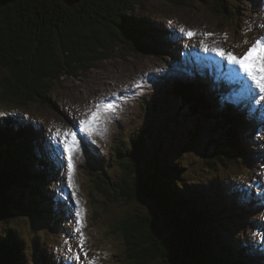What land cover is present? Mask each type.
<instances>
[{"label":"trees","instance_id":"1","mask_svg":"<svg viewBox=\"0 0 264 264\" xmlns=\"http://www.w3.org/2000/svg\"><path fill=\"white\" fill-rule=\"evenodd\" d=\"M143 2L83 0L69 7L63 0H0V264H52L39 231L63 235L73 227L72 205L60 195V158L25 112L54 106L53 90L62 77L88 73L119 52L163 50L149 20L155 16L134 14ZM217 2L229 14L241 0ZM190 71L189 78L160 90L156 103L166 95L199 120L198 129H210V139H219L213 156L226 171L250 167L249 145L239 131L252 124L251 105L235 99L239 83L212 82ZM150 129L136 131L112 149L111 159L93 158L86 169L92 188L122 207L115 230L124 264H260L256 246L244 236L255 213L246 184L193 180ZM205 167L214 170L211 162ZM24 216L33 218L31 242L13 225ZM250 223L254 230L257 223Z\"/></svg>","mask_w":264,"mask_h":264},{"label":"rangeland","instance_id":"2","mask_svg":"<svg viewBox=\"0 0 264 264\" xmlns=\"http://www.w3.org/2000/svg\"><path fill=\"white\" fill-rule=\"evenodd\" d=\"M179 1L173 4L169 1L144 0L134 12L143 18L154 15L149 20L159 31L160 40H169L171 49L159 51L158 54L119 52L98 62L88 73L78 77H62L53 90L54 106L31 107L25 112L42 127L52 147L55 149L56 146L61 152L59 158L64 169V192L58 193L64 198L67 188L72 201L73 227L68 228L67 233L55 234L45 228L38 234L52 264H87L80 248V233L76 231L80 224L83 225L81 232L85 238L84 251H87L89 258H95L97 264H124V246L115 230L123 213L122 207L113 205L106 196L92 188L94 183L89 180L86 169L93 158L111 159L112 149L124 145L122 140L128 141L133 133L146 128L153 129L150 130L155 136L159 134L163 138L169 157L174 163H184L188 169L187 176L193 180L206 183L217 177L246 184V194L250 204L255 207V213L247 219L246 233L251 243L259 248L257 252L264 261V102L250 103L251 115L247 117L251 118L252 124L239 131L240 137L249 145L250 167L244 170L232 167L229 172L218 158L211 157L219 139H210L211 134L207 132L210 129H198L199 120L166 95L160 98V104L156 103L160 90L167 88L175 79L182 78L183 73L178 71L176 65L194 61L209 71L211 67L212 72L214 68L216 72L230 76V69L234 66L214 52H205L201 41L209 47L223 48L242 56L257 38L264 36V27H261L264 25V2L241 0V3L236 2L239 9L234 7L232 13L228 14L218 6L217 0ZM181 27L214 35L189 38L179 31ZM241 94L246 102L244 93ZM101 102L113 103L118 106L117 110L115 113H102V117L111 118H102L97 125L98 131L90 138L84 139V134L78 133L82 140L80 150L73 157L75 172L70 183L66 174L67 154L63 151V137H57L56 131L59 129L62 134L73 126L74 120L90 116ZM4 110L14 111L13 106H5ZM216 141L218 143L214 144ZM208 162L212 163L214 170H207L205 165ZM224 163L230 165L227 161ZM116 175L117 171L111 170L110 176L115 180ZM81 209L83 212L78 217L76 213ZM253 220L257 223L254 230L250 223ZM18 224L22 228V235L31 242L35 230L33 218L20 217L13 223L15 226ZM76 254L81 256L80 261L70 259Z\"/></svg>","mask_w":264,"mask_h":264},{"label":"snow or ice","instance_id":"3","mask_svg":"<svg viewBox=\"0 0 264 264\" xmlns=\"http://www.w3.org/2000/svg\"><path fill=\"white\" fill-rule=\"evenodd\" d=\"M264 2V0H262ZM264 27V25H261ZM180 32L186 33L187 37L192 38L197 35L210 37L213 33H197L193 30H186L184 27L179 29ZM225 39H227V33H225ZM247 43V41H245ZM203 45L205 52H214L218 56L225 59L229 64L234 67L230 69V78L237 81L240 84L241 90L244 93L249 103H261L264 102V36L257 38L251 47L242 55H234L231 51H227L223 48H212L207 44ZM117 105L113 103L101 102L96 105L95 110L92 111L90 116H86L84 119L73 122V126L65 129L61 134V131L57 129L56 135L63 137V151L67 154V177L71 183L73 180V174L75 172L74 154L80 150L82 137L78 133L84 134V139L90 138L92 134L98 131L97 125L102 118L110 119L111 117H102V113H115ZM94 142V141H93ZM77 204L79 201L77 200ZM83 209L77 212L76 215L79 217ZM83 227L80 224L76 228V231L80 233V248L83 252L84 260L87 264H97L95 258H89L87 251H84L85 238L81 232ZM71 251V250H69ZM76 261L81 260V256L76 254L74 257H70Z\"/></svg>","mask_w":264,"mask_h":264},{"label":"water","instance_id":"4","mask_svg":"<svg viewBox=\"0 0 264 264\" xmlns=\"http://www.w3.org/2000/svg\"><path fill=\"white\" fill-rule=\"evenodd\" d=\"M69 7H71V6H73L74 4H77V3H80L81 1H83V0H63ZM214 144H216V143H214ZM218 145H215L214 147H213V154H212V156L211 157H213V155H215V153L214 152H216V150H215V147H217ZM204 150H206V151H211V149H209V148H205Z\"/></svg>","mask_w":264,"mask_h":264},{"label":"bare ground","instance_id":"5","mask_svg":"<svg viewBox=\"0 0 264 264\" xmlns=\"http://www.w3.org/2000/svg\"><path fill=\"white\" fill-rule=\"evenodd\" d=\"M152 45H153V44H152ZM131 52H132V51H131ZM49 148L52 149L54 152H56V153H57V154H56L57 156L61 155V154H60L61 152H59V150L54 149V148L52 147V145H50ZM60 163H61V160H60ZM60 166H61V168H62V164H60ZM63 171H64V169H62L61 171H59V174H60V176H61L62 187H63V180H64V179L62 180V173H63ZM256 183H257V182H256ZM260 187H261V186H260ZM251 189H252V188H251ZM60 191H63V192H64V189L62 190L61 187H60ZM63 195H66V192H65V194H63ZM263 201H264V200H263ZM68 207H69V206H68Z\"/></svg>","mask_w":264,"mask_h":264}]
</instances>
